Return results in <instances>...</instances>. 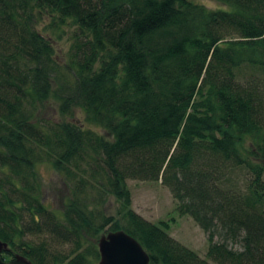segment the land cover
<instances>
[{"label": "trees", "instance_id": "1", "mask_svg": "<svg viewBox=\"0 0 264 264\" xmlns=\"http://www.w3.org/2000/svg\"><path fill=\"white\" fill-rule=\"evenodd\" d=\"M215 1L227 8L0 0L3 259L97 264L98 238L123 230L149 264H264V0ZM50 102L59 120L39 116ZM75 108L106 136L65 120ZM45 163L69 190L61 215L44 200ZM127 180L169 188L206 233L205 257L136 213Z\"/></svg>", "mask_w": 264, "mask_h": 264}, {"label": "rangeland", "instance_id": "2", "mask_svg": "<svg viewBox=\"0 0 264 264\" xmlns=\"http://www.w3.org/2000/svg\"><path fill=\"white\" fill-rule=\"evenodd\" d=\"M205 5L209 9H226L215 0H192ZM68 36L65 35L54 41L56 59L63 62L69 47ZM40 117L59 120L61 117L56 110V104L50 102L39 113ZM65 120L80 123L85 128H91L98 134L106 136V132L85 122L84 112L75 108L70 117ZM37 174L41 178L46 205L57 214L61 215L67 203L69 190L62 177L49 164H40L36 167ZM130 190L132 209L147 221L157 223L167 221L170 223V236L182 245L195 251L204 258L207 250V235L188 215H181L177 210V201L173 198L169 188L161 181L150 182L140 180H127ZM117 203L113 197L109 198L105 206L107 215L116 214ZM105 235V234H104ZM103 236V235H101ZM101 238V237H100ZM98 238V240L100 239ZM97 240V241H98ZM98 243V242H97ZM5 260V259H4ZM10 261V260H5ZM100 261V259H99ZM99 261L97 264H99Z\"/></svg>", "mask_w": 264, "mask_h": 264}, {"label": "water", "instance_id": "3", "mask_svg": "<svg viewBox=\"0 0 264 264\" xmlns=\"http://www.w3.org/2000/svg\"><path fill=\"white\" fill-rule=\"evenodd\" d=\"M7 244L0 241V264H33L21 255L5 261L2 253ZM99 264H149V256L142 245L123 230L109 232L98 240Z\"/></svg>", "mask_w": 264, "mask_h": 264}]
</instances>
